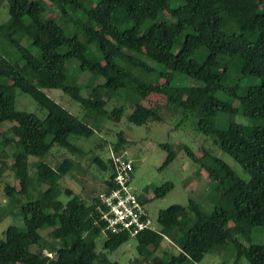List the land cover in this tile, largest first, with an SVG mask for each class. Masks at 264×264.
Returning <instances> with one entry per match:
<instances>
[{
  "label": "trees",
  "instance_id": "obj_1",
  "mask_svg": "<svg viewBox=\"0 0 264 264\" xmlns=\"http://www.w3.org/2000/svg\"><path fill=\"white\" fill-rule=\"evenodd\" d=\"M6 1L10 17L0 24V45L15 47L18 56L0 51V128L9 124L0 133V180L10 171L15 183H6L9 200L0 206V223L12 217L23 225L12 223L5 230L0 264H121L107 253L131 235L105 232L98 194L88 193V199L75 194L57 180V168L72 173L78 166L75 158L86 154L72 136L93 137L103 119L120 121L129 104L135 109L127 119L140 126L162 120L163 106L172 114L196 116L197 129L212 136L250 176L241 178L209 149L198 156L182 145L216 182L217 194L231 209L216 204L207 212L193 197L186 205L161 209L158 229L136 235L138 264H200L207 255L221 252L227 257L225 264H264V0ZM50 4L58 16H47ZM164 12L172 19L158 22ZM147 47L154 52L148 53ZM147 55L165 69L151 65L144 59ZM63 65H68V72H63ZM153 71H160L167 84H154ZM84 72L92 75L82 84L79 77ZM177 73L196 83L174 84ZM245 76L261 81L243 85L239 80ZM84 85L91 89L89 96L82 93ZM17 88L46 115L18 109ZM43 88L62 89L83 107V116ZM219 91L225 97L217 96ZM123 92L128 103L109 112L108 100ZM153 92L164 94L166 104L147 105L144 99ZM220 114L226 115L227 123L221 128L215 122ZM118 135L113 150L123 151L127 140L122 131ZM161 146L168 151L167 166L177 152L169 143ZM56 147L69 155L54 167L46 157ZM93 163L109 170L104 191L114 188L111 159L95 155ZM174 187L172 181L163 183L155 188V197L164 198ZM64 193L72 195L68 203L60 198ZM140 198L150 201L144 194ZM47 229L51 230L45 241L41 231ZM102 235L105 251H97ZM163 242L168 245L158 253ZM33 245L40 250L33 251Z\"/></svg>",
  "mask_w": 264,
  "mask_h": 264
},
{
  "label": "rangeland",
  "instance_id": "obj_2",
  "mask_svg": "<svg viewBox=\"0 0 264 264\" xmlns=\"http://www.w3.org/2000/svg\"><path fill=\"white\" fill-rule=\"evenodd\" d=\"M177 2L178 0H173L172 4H176ZM89 4L91 5L92 2H89ZM79 15L82 16L80 12ZM47 16H58V11H56L51 4ZM9 17V5L5 0L0 5V24L8 20ZM165 19H172L171 14L164 12L159 17L158 22ZM67 32H70L69 29H67ZM75 32L76 29L71 33L74 34ZM146 50L148 53L154 52L152 47H147ZM0 51L12 58L18 56L17 49L7 44H1ZM144 59L155 67L162 68V70L165 69L163 65H159L151 57L149 58L148 55L145 56ZM68 70V65H63V72H68ZM218 71H222L221 68H218ZM160 74V71H153L151 75L154 79V84L164 86L167 84L168 79ZM90 75H92L90 72L82 73L79 77V82L82 84L86 83L87 80L90 79ZM174 80V84L180 85H192L196 83L195 79L187 77L183 73L175 74ZM260 81V78L256 76H245L239 80L243 85L258 84ZM43 90L73 113L83 116V107L79 103L71 100L62 89L43 88ZM90 90L89 87L84 85L82 93L85 96H89ZM218 93L217 96L225 97L222 91ZM15 94L18 109L34 112L41 117L46 115V110L42 109L29 94L22 92L18 88L15 90ZM126 96L127 94L123 92L121 96H114L109 99L107 110L111 112L110 110L114 109V107H119L126 103V101L128 103ZM144 102L149 106H154L157 104L165 105L167 100L164 94L153 92L144 99ZM134 109L135 106L129 104L125 115L120 121L103 119L104 121L98 129V132L91 138L72 136V141L82 147L86 154L81 159L73 156L78 166L72 173L64 174L61 169L57 168V180L60 181L64 187L72 189L75 194H80L86 199H88V193L99 194L103 191L105 188V180L109 175V170H102L93 163V156L99 155L108 162V159L112 155L111 151L113 150L114 143L119 138L118 133L122 131L127 140L122 152L126 151L135 163V169L132 173V186L138 194H144L149 197L150 201L147 203L148 209L153 220L157 224V228L158 213L161 209L167 208L172 204L186 205L191 197L202 203L207 212L211 211L216 204L228 206V208H230L226 200L220 198L217 194L216 182L210 179L208 172L193 161L185 150L180 147L187 144L194 149L198 156H201L209 149L215 155L224 159L241 178L248 180L250 176L233 157L224 152L214 142L212 136L204 134L197 129V117L194 115L193 117L191 114H189V116H184L182 111L172 114V112L163 106L161 110L162 120H151L147 124L140 126L131 123L127 119L126 115L134 111ZM242 121L247 125H251L253 122L246 118H243ZM215 122L218 127H225L227 125L226 115L220 114ZM259 123H261V121H259ZM8 126L9 124L2 125L0 133L4 129H7ZM162 143L171 144L177 152V157L167 166H164V161L168 156V151L161 146ZM7 150L9 153L13 152L11 146H7ZM67 155L69 154L66 150L56 147L54 153L47 156L46 160L52 166L57 167L59 160ZM12 160L11 158L9 161ZM167 181L174 182L175 187L164 198H156L154 194L155 188ZM6 183H15L14 176L10 171L6 172L0 180V206L8 203L9 200L5 190ZM43 187L47 188V185H43ZM60 198L68 203L72 199V195L70 196L64 193ZM12 223L18 224L19 226L23 225L19 220L15 221L12 217H6L0 223V240L5 237V230ZM50 230L51 229L41 231L45 241L47 240V234ZM104 240L105 235L99 237L97 251H105L103 248ZM261 240H263V238H261ZM167 245L168 242H163L158 253H162V250L167 247ZM137 246L138 239L136 236H131L129 241L121 245L120 248L107 254L111 260H117L121 264H138L137 261L141 256L138 254ZM224 247L227 248L228 243H225ZM31 249L37 252L40 250V247L33 245ZM44 253L47 254L46 250ZM224 259L227 260V257L224 256L223 252L211 253L207 255L200 264H225L223 262Z\"/></svg>",
  "mask_w": 264,
  "mask_h": 264
},
{
  "label": "built area",
  "instance_id": "obj_3",
  "mask_svg": "<svg viewBox=\"0 0 264 264\" xmlns=\"http://www.w3.org/2000/svg\"><path fill=\"white\" fill-rule=\"evenodd\" d=\"M111 152L110 159L116 171V186L100 193L98 205L99 219L106 224L104 231L135 236L148 229L157 230L147 204L132 186L134 160L126 151ZM47 254L52 255L48 252Z\"/></svg>",
  "mask_w": 264,
  "mask_h": 264
},
{
  "label": "bare ground",
  "instance_id": "obj_4",
  "mask_svg": "<svg viewBox=\"0 0 264 264\" xmlns=\"http://www.w3.org/2000/svg\"><path fill=\"white\" fill-rule=\"evenodd\" d=\"M112 161V160H111ZM112 167H113V170H114V173H115V176H116V171H115V167H114V165H113V163H112ZM115 176L113 177V181L115 182V184H116V181H115ZM132 179H133V176H132ZM104 191V190H103ZM102 192V191H101ZM100 192V193H101ZM100 193L98 194V196H99V199H100ZM131 236H133V235H131ZM136 236V235H135Z\"/></svg>",
  "mask_w": 264,
  "mask_h": 264
},
{
  "label": "clouds",
  "instance_id": "obj_5",
  "mask_svg": "<svg viewBox=\"0 0 264 264\" xmlns=\"http://www.w3.org/2000/svg\"><path fill=\"white\" fill-rule=\"evenodd\" d=\"M147 204V203H146ZM148 206V205H147ZM156 226H157V224H156ZM158 229V228H157ZM46 252H48L47 250H46ZM49 253V252H48Z\"/></svg>",
  "mask_w": 264,
  "mask_h": 264
}]
</instances>
